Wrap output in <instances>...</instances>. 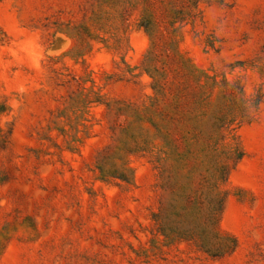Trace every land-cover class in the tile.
<instances>
[{
    "label": "rangeland",
    "instance_id": "1",
    "mask_svg": "<svg viewBox=\"0 0 264 264\" xmlns=\"http://www.w3.org/2000/svg\"><path fill=\"white\" fill-rule=\"evenodd\" d=\"M0 264H264V0H0Z\"/></svg>",
    "mask_w": 264,
    "mask_h": 264
},
{
    "label": "trees",
    "instance_id": "2",
    "mask_svg": "<svg viewBox=\"0 0 264 264\" xmlns=\"http://www.w3.org/2000/svg\"><path fill=\"white\" fill-rule=\"evenodd\" d=\"M145 69L147 72L153 73L151 70L150 62H146ZM164 147V153L166 154L164 157V161L167 160V163L160 166V171L162 175H166V182L164 184L168 188L173 190L176 188V185H180L177 180V168L180 166L183 157L186 156V152H189L190 144L188 141V137L185 138L183 134H176L173 131L168 130L166 132V145H164ZM223 174L224 172H221V175ZM186 198L188 199V201H191L189 195H186ZM223 200L224 198H208L209 210L206 220L209 225L217 221L218 214L223 206ZM172 201L175 202V199L172 198ZM169 206L174 207L172 203H170ZM207 250L210 251V247H207Z\"/></svg>",
    "mask_w": 264,
    "mask_h": 264
}]
</instances>
